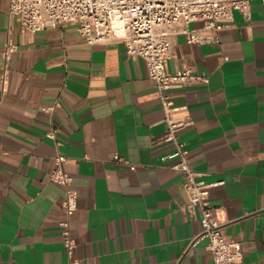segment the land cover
<instances>
[{"label": "crops", "instance_id": "0c3cea01", "mask_svg": "<svg viewBox=\"0 0 264 264\" xmlns=\"http://www.w3.org/2000/svg\"><path fill=\"white\" fill-rule=\"evenodd\" d=\"M224 30L176 39L172 71L210 78L168 91L193 167L208 181L222 232L264 264V0ZM18 44L7 67L9 38ZM52 108L51 110H49ZM146 61L123 42L90 44L75 25L24 32L0 0V264H214ZM78 194L52 178L58 157ZM133 166L135 168H133ZM76 241L64 243V222Z\"/></svg>", "mask_w": 264, "mask_h": 264}, {"label": "built area", "instance_id": "2783aa9c", "mask_svg": "<svg viewBox=\"0 0 264 264\" xmlns=\"http://www.w3.org/2000/svg\"><path fill=\"white\" fill-rule=\"evenodd\" d=\"M10 9L24 32L35 33L71 24L87 43L123 42L130 55L146 61L166 111L169 124L166 139L176 142L175 152L165 159L176 158L172 167L186 178L185 189L189 196L186 209L193 216L200 213L202 232L199 238L209 240L214 264H245L243 241L222 232L223 223L210 202L211 189L221 182L204 179L191 164L189 150L179 136L191 122L173 117L175 108L168 91L210 82L208 76L188 67L171 70L177 36L187 34L191 43L211 41L212 36L199 34L190 25L204 21L205 29L220 32L234 21L237 11L250 20L252 0H10ZM17 51L19 46L10 37L4 53L7 67ZM57 160L52 178L67 187L64 208L71 217L78 209V194L71 187L72 177L62 167L65 156ZM63 224L64 243L73 255L76 241L71 234L70 221Z\"/></svg>", "mask_w": 264, "mask_h": 264}]
</instances>
